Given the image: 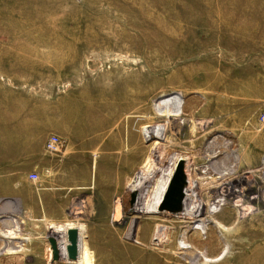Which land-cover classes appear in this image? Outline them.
<instances>
[{
	"label": "rangeland",
	"instance_id": "374dc122",
	"mask_svg": "<svg viewBox=\"0 0 264 264\" xmlns=\"http://www.w3.org/2000/svg\"><path fill=\"white\" fill-rule=\"evenodd\" d=\"M74 152L123 154L127 168L110 160L99 171L111 182L65 191V215L10 192L24 183L16 166L36 163L46 184ZM182 159L188 206L172 212ZM189 209L201 215L181 223ZM0 226L21 233L0 235V264H75L49 260L71 227L92 250L107 231L129 246L142 227L166 240L142 264L174 252L207 264L187 235L214 227L215 264H264V0H0Z\"/></svg>",
	"mask_w": 264,
	"mask_h": 264
},
{
	"label": "bare ground",
	"instance_id": "6f19581e",
	"mask_svg": "<svg viewBox=\"0 0 264 264\" xmlns=\"http://www.w3.org/2000/svg\"><path fill=\"white\" fill-rule=\"evenodd\" d=\"M48 151H50V150H48ZM172 172H171V174H172ZM185 173H186V171H185ZM167 184L165 185L164 189L162 190L161 195H159L160 198H158L157 201L155 202L156 205L157 204L159 205V203L161 202L162 197L164 196L163 194L166 190ZM185 194H186V191H185ZM184 199H186V198L184 197ZM184 199H183V202H184ZM187 201H188V199H186L185 204L183 203L185 205L184 210L188 206ZM156 205H154L155 207H153L150 210H156L158 207ZM198 209H200V211L202 213V208H198ZM200 211L199 210L194 211V210H190V209H189V211H185L184 215H185V218H187V219L185 221H181V223L190 222V220L195 219L196 216H200L201 215V213L199 214ZM244 222L246 223L248 221L246 220ZM12 223H13V221H12ZM247 225H249V224H247ZM12 227L9 226L8 227L9 229L5 233H1L2 236L9 237V238H15V237H17V235L21 234L19 232L20 231L19 229H17V228L13 229ZM71 228H73V227H71ZM132 228H133L132 224H130V229L132 230ZM191 228H193V226H191ZM58 229H60V228L58 227ZM60 230H62V229H60ZM194 231H195V233H194ZM194 231H193V234L187 235V240L189 242V245L192 248H196V250L201 252L200 255L205 257V258L203 257V260L205 261V263H207V264L208 263H210V264L214 263L215 264L216 262H220V260L225 258L226 255H223V253H222V255L219 254L217 257H212V255H211L213 252L218 251L222 247V244H223V242L220 239V234L218 233V230L216 228L210 227L208 230L206 229V231H205L206 236H204V233H202L200 229H194ZM83 233L84 232H80L78 235L77 257L76 258H73L70 255V251L68 249V246L72 244L69 236H68V239L63 240L64 243L62 246L63 248L61 250H60V247L57 245L58 250H59L60 261L66 260L67 263L70 262V263H75V264H138V263L142 264L141 259L144 261H149L156 254V252L154 251V249L150 245L153 244L152 246L157 249V247L159 248V246H161V248H163L165 246V244L167 243L166 240L161 241V243L159 245H158L159 241L152 243L150 241L151 233L148 234V232H146V229L144 227H142L137 232L138 235H137V241L136 242L138 243V245L137 244L132 245V246L126 245L125 243H123L124 241L122 242L120 240L119 234L117 232L107 231L105 233V235L102 237V239H103L102 243L99 244V245H101V247L98 248L97 250L96 249L92 250V247L88 243V241L84 240V234ZM254 235H255V233L253 234V236ZM126 236H127V238H130L131 236H134V235H132V233L128 232L126 234ZM162 236H163V233H160L159 235H157V239H159ZM58 243H62V242L57 241V244ZM22 245L23 244H19V245L14 246L12 244V246L8 247L7 251L8 252L9 251L10 252L19 251V250H21ZM16 247H19V248L16 249ZM12 248H14V249H12ZM177 254L179 255V253H175V252L173 254H170V255L166 254V253H162L161 254L162 257L159 261L163 262V264H180L178 262V260H179L178 258L181 255L178 256ZM52 258H53V249H52V247H50L49 260L51 261ZM144 263H146V262H144Z\"/></svg>",
	"mask_w": 264,
	"mask_h": 264
},
{
	"label": "crops",
	"instance_id": "0c3cea01",
	"mask_svg": "<svg viewBox=\"0 0 264 264\" xmlns=\"http://www.w3.org/2000/svg\"><path fill=\"white\" fill-rule=\"evenodd\" d=\"M110 146L113 149L122 147L119 146L118 144L114 145V143H111ZM76 153L77 152H74L72 154V157L69 159L70 161L65 163L63 166L60 165L55 166L56 164L55 162L50 165V167H54V168H50V170H54L53 175H55V177L51 176L50 179L45 181L46 184H44L42 178H40L37 181L31 180L30 178V174L33 173L36 169L34 168L37 165L36 163L29 161L28 163L24 162V164L20 166H16V167H20L19 169H17L16 174L21 175L20 180L24 181V183H22L21 181L18 182L16 180L14 185L9 187L10 192L16 193V195L22 197L24 200V204L26 206L35 205L38 206V208H40L43 205L45 211H41V212L46 214L47 216L65 215V210H66V206H65L66 204H64V200L66 197L65 191H67L68 189L69 190L79 189V187L91 188L95 191L96 189H99L97 188L98 182L100 183L103 180L105 181V185H106V182H111L112 176L114 175L112 173L113 171L109 172L108 177L104 175L102 172L100 173L99 166H104V165L108 166L109 165L108 162L110 160H112L113 163H115L118 166L120 164L123 167L127 165L126 161L123 162L124 161L123 154L119 155L118 153L116 154L105 153V154H101L99 157H96L95 154V158H92L91 155L81 156ZM100 161H102V163ZM98 162H100V164ZM10 165H11L10 167H13V165H17V162L13 163V161H11ZM120 174L122 173H119V175ZM125 177L127 178V176ZM27 180L31 183L32 182L36 183L33 194L26 186L28 184ZM122 181L123 179L121 177L120 182Z\"/></svg>",
	"mask_w": 264,
	"mask_h": 264
},
{
	"label": "water",
	"instance_id": "95a60500",
	"mask_svg": "<svg viewBox=\"0 0 264 264\" xmlns=\"http://www.w3.org/2000/svg\"><path fill=\"white\" fill-rule=\"evenodd\" d=\"M185 161L182 159L179 161L174 175L172 177L170 186L168 188V193L164 198V203L162 209H169L172 212H177L182 210L183 208V199L185 197V188L188 184L187 175L185 173ZM78 229L70 228L69 230V238L72 242L71 245L68 246L70 251V255L73 258L77 257V240H78ZM51 247L53 249L54 258L59 257V250L57 247V240L55 238L50 239Z\"/></svg>",
	"mask_w": 264,
	"mask_h": 264
},
{
	"label": "built area",
	"instance_id": "2783aa9c",
	"mask_svg": "<svg viewBox=\"0 0 264 264\" xmlns=\"http://www.w3.org/2000/svg\"><path fill=\"white\" fill-rule=\"evenodd\" d=\"M60 145V139L58 136H53L47 141V148L50 151H57L58 147ZM31 180L37 181L39 179L38 173H31L30 174Z\"/></svg>",
	"mask_w": 264,
	"mask_h": 264
}]
</instances>
